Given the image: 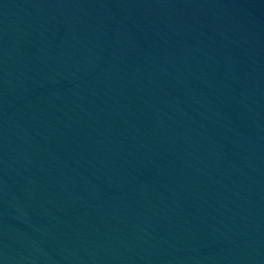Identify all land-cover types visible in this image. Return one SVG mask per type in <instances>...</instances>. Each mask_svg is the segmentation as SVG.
<instances>
[{
	"label": "water",
	"instance_id": "water-1",
	"mask_svg": "<svg viewBox=\"0 0 264 264\" xmlns=\"http://www.w3.org/2000/svg\"><path fill=\"white\" fill-rule=\"evenodd\" d=\"M0 264H264V0H0Z\"/></svg>",
	"mask_w": 264,
	"mask_h": 264
}]
</instances>
